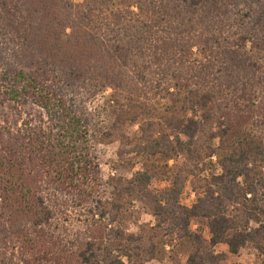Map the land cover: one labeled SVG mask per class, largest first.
Listing matches in <instances>:
<instances>
[{"label": "trees", "instance_id": "1", "mask_svg": "<svg viewBox=\"0 0 264 264\" xmlns=\"http://www.w3.org/2000/svg\"><path fill=\"white\" fill-rule=\"evenodd\" d=\"M0 110V264H264V0H0ZM133 124L142 168L103 183Z\"/></svg>", "mask_w": 264, "mask_h": 264}, {"label": "rangeland", "instance_id": "2", "mask_svg": "<svg viewBox=\"0 0 264 264\" xmlns=\"http://www.w3.org/2000/svg\"><path fill=\"white\" fill-rule=\"evenodd\" d=\"M85 0H73V3L80 4ZM107 40V34L102 38ZM111 88H107L104 93H98L96 98L90 99L87 103V109L94 117V122L98 124L101 129H105L108 124L111 122V118L103 110L104 101L106 96L111 93ZM0 113L4 114L5 112L0 110ZM200 114V113H198ZM226 121V119H221L217 121L214 128L218 130L220 128L221 122ZM171 122V121H170ZM173 123V122H171ZM228 123V122H227ZM128 141L123 143L120 139H116L110 143H97L95 144L93 152L97 154L100 173L103 183L109 181L114 177H121L123 179H129L132 176V173L138 171L142 168L143 160L140 159V156L133 150L135 145L139 143L140 139V129L139 124H133L126 128L125 131ZM216 142V141H215ZM124 148L123 157H120V149ZM183 158L179 160L181 163ZM169 164H173L171 160ZM131 166V169L129 167ZM165 186L164 182L155 180L151 184V188L160 189ZM195 200V194L191 190V184L188 183L184 189L181 196V203L186 206H190ZM132 209L140 213V220L138 222H130L128 232L134 236H138L141 232V225L150 224L154 225L156 220L152 215H149L143 211L142 203L139 200L133 202ZM72 223H74L72 225ZM70 224L74 227L75 230L79 225L80 230H85V226L77 221H70ZM196 226L194 225V228ZM70 228V227H69ZM83 234V233H82ZM205 234H208L206 229ZM217 253H222L225 256V261L223 264H258L259 259L256 252L253 249H243L237 255L230 254L226 245L219 244L215 248ZM190 252V245L187 241H182L179 243V246L175 253L166 257L163 262L157 260H152L147 264H185L187 256Z\"/></svg>", "mask_w": 264, "mask_h": 264}]
</instances>
